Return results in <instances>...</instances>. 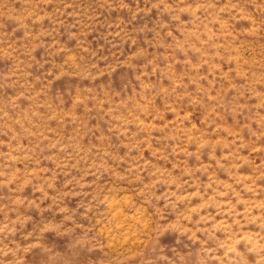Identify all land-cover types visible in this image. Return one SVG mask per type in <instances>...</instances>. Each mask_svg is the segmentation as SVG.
<instances>
[{
  "label": "rangeland",
  "instance_id": "obj_1",
  "mask_svg": "<svg viewBox=\"0 0 264 264\" xmlns=\"http://www.w3.org/2000/svg\"><path fill=\"white\" fill-rule=\"evenodd\" d=\"M0 264H264V0H0Z\"/></svg>",
  "mask_w": 264,
  "mask_h": 264
}]
</instances>
